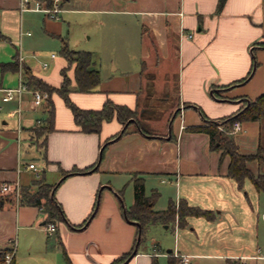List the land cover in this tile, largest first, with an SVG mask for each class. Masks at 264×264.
<instances>
[{"label": "crops", "instance_id": "1", "mask_svg": "<svg viewBox=\"0 0 264 264\" xmlns=\"http://www.w3.org/2000/svg\"><path fill=\"white\" fill-rule=\"evenodd\" d=\"M62 2V14L68 15L73 11L122 14L129 17L128 24L123 23L125 26L130 24L133 16H140L138 27L143 28L144 46L140 57L134 55L136 66L130 68L129 61L122 59L119 64L113 65L115 73L102 80L95 91L78 92L73 89L71 96L84 108H101L108 98L128 105L137 109L146 125L155 128L156 133H145L136 123L129 133L109 140L110 145L98 170L67 177L56 191L67 219L58 223V234H50L46 229V214L40 207L20 204L14 192L2 191V185L6 182L11 185L18 183L21 189L40 177L43 171L50 183H58L63 178V169L69 170L74 166L84 168L96 162L104 141L120 132L123 125L115 118L104 122L100 132L81 131L72 109L64 99L55 98V93V127L47 133L44 145L45 135L38 138L34 127L38 120L48 117L47 106H35L30 89L22 94L21 110L17 99L3 101L6 89L17 87L23 74L21 71H2L0 66V249L10 247L12 240L16 239L15 264H23L27 256L37 258L44 253V249H63L62 241L73 264H112L118 256L132 248L138 238V226L126 219L122 194L108 176H124L132 180L135 173L144 176L146 189L150 192L154 188L160 190L157 186L150 188L152 184L149 180L152 175H159L162 181L168 183L166 189L172 194L169 199L179 201L186 198L193 205L221 208L210 209L215 217H204L208 224L194 220L198 216H190L186 227L196 232L203 224L206 231L217 234L228 232L231 224L235 226L239 223L232 211L235 203L241 201L242 206H247L249 211L252 209L249 193L244 191L247 182L240 188L238 182L227 175L230 156H222L221 150L210 149L209 135L190 127L206 124L204 113L207 117L219 118L221 114L229 115L242 106V98L228 97L247 95L255 98L261 91L251 90L257 86L264 89V46L256 43L264 41V0H227L220 11L219 0ZM20 4L21 0H0V30L9 37L0 40V63L12 61L17 54H21L23 61L37 74L53 85H60L62 68L69 65V73L74 76V65L67 59L58 60L53 52L50 55L53 66L44 71H40L43 70L42 64L38 67L33 63V52L39 40L54 32L58 24L45 12V17L39 16V12L43 11H22ZM93 52L99 65L98 54ZM254 56L259 65L251 76L237 85L217 87L216 90L227 98L214 96L215 86L246 76ZM170 58L176 59L175 85L180 95L177 107L181 111L178 115L166 116L165 113L158 114L154 102L169 87L164 82L165 76H159L157 70L162 61ZM238 85L243 89H236ZM177 118L181 119L175 125ZM248 123V130H252L249 139L253 140L249 147L254 148V152L260 133L264 131V122ZM45 153L50 163H46ZM31 162L40 168V176L29 168ZM252 165L264 171V163L253 162ZM99 191L98 209L86 226V223L78 226L92 213ZM243 218L242 224L251 225V217L246 218L245 212ZM173 223L176 229L178 224ZM16 233L18 237H15ZM141 246L140 243L137 254L127 264H152L154 254L158 257L162 255L158 250L151 253L146 248L141 249ZM174 254L188 255L190 264L196 256L224 255L218 251L183 252L179 248ZM231 257L243 263L242 255Z\"/></svg>", "mask_w": 264, "mask_h": 264}, {"label": "trees", "instance_id": "2", "mask_svg": "<svg viewBox=\"0 0 264 264\" xmlns=\"http://www.w3.org/2000/svg\"><path fill=\"white\" fill-rule=\"evenodd\" d=\"M40 1L45 2L46 5L50 7L54 5V0ZM226 1L227 0H219L218 11L222 10ZM61 6H63V2L61 3ZM8 38L9 37L0 30V40H7ZM61 38L63 43L61 53L70 64L74 65V76L72 77L69 73V65L62 68L63 79L60 85H53L43 76L37 74L30 65L20 60V55L18 54L14 60L0 63L2 71H21L23 74V80L30 90L39 89L47 91L50 94V97L45 103L49 115L46 119H40V122L34 127L35 135L38 138L45 135V138L42 141V144L45 145L47 142V133L55 127V104L53 100V94L55 93L60 94L66 105L72 109L75 121L79 125L81 131L86 133L100 132L104 122L111 121L115 118L118 119L125 128L104 141L102 157L100 158L99 156L98 160L93 164L84 168L74 166L69 170L63 169V179L58 183H50L43 171L42 175L37 177L30 185L21 187L19 203L22 205H34L40 207V209L46 214V224L54 222L57 226L59 222L67 219L63 206L56 197L58 187L67 177L78 173H87L95 169L98 170L103 162L108 146L110 145L109 140L120 134L123 136L129 133L133 125L138 124L137 126L142 128L145 133H156L152 127L146 125L145 119H142L139 116L137 109L125 104L116 103L110 98L105 101L101 108H84L77 104L71 96L74 87L77 91L81 92L95 91L102 82L101 69L96 61L93 51L71 48L67 38ZM256 43L264 46V41ZM257 65H259V61L254 56L253 65L248 74L243 78L234 80L226 85L215 86L213 91L214 96L218 98H227L216 90L217 87H229L245 82L251 76ZM236 98L243 99V104L237 111L219 118L207 117L203 111L207 118V123L191 126L190 129L208 134L210 137V149L221 150L222 156L227 154L230 156L227 175L234 178L238 182L240 188H243L246 182L250 180L259 192H264V171L257 170L252 165L253 162H258L259 164L264 163V133H260L257 150L254 152L242 151L235 135L230 133V131L234 129L237 121L241 122V124L259 120L264 121V93H261L255 98H250L247 95L233 98L228 97V99ZM132 118H135V121H130L129 124L126 125ZM44 158L46 163H50L47 153H45ZM132 181L134 186V202L130 207H126V213L130 219L137 220L141 223V228L138 227V235L140 229L142 232L141 244L145 240L146 231L151 224L158 222H177L179 227H186L189 224L188 219L190 216L205 217L207 219H214L215 217L213 210L203 208L199 205L190 204L186 198H180L179 201L175 198H170L166 208L156 210L154 207L161 192L154 188L149 194L146 189V180L144 176L138 173L133 175ZM120 193L122 194L121 191ZM99 200L100 191L98 192L96 204L92 213L87 220L78 226L84 225L92 217L97 210ZM1 203H3V200ZM56 233L58 234V228L54 234ZM60 243L63 247L65 264H73L63 242L61 241ZM136 243L137 239L132 248L118 256L112 264H121L125 262L133 254L136 248ZM48 245H50L49 242ZM2 251L3 250L0 249V253ZM157 252H160V250ZM152 264H160L159 257L155 254L152 257ZM167 264L184 263L181 256L172 252L168 254ZM226 264H242V261L238 258L228 257L226 259Z\"/></svg>", "mask_w": 264, "mask_h": 264}, {"label": "rangeland", "instance_id": "3", "mask_svg": "<svg viewBox=\"0 0 264 264\" xmlns=\"http://www.w3.org/2000/svg\"><path fill=\"white\" fill-rule=\"evenodd\" d=\"M59 14L61 15L59 16L60 18L50 17L52 21L58 24L56 30L48 33V36H43V39L39 40L35 52H33L35 60V62H33L34 65L40 67L39 65L42 64L43 70L40 69V71L46 69L43 68V63L45 61H49L47 69L49 70L52 68L53 61L50 60V55L53 52L58 56L56 59H63L64 56L61 53L63 44L61 37L67 38L71 48L97 52L98 55H96V57L100 65L102 80H107L109 76L115 73V71L113 72V65L119 64V61L122 59L129 61L128 67L134 68L136 66V58L134 55L140 57L144 46V37L142 36L143 28L138 27V24L141 22V19L138 21L140 16L139 18L133 16V19L131 18L129 22L130 24L125 26L123 23L127 22L129 17L122 14L99 13L96 11H73L67 13L68 15ZM39 16L45 17L46 15L44 12H39ZM175 60L176 59L173 60V58H170L166 62L162 61L157 70L159 73L157 74L161 77L165 76L164 82L169 85V87H166L164 91L159 94V98L162 97L164 100L160 101V99H158L154 102L155 106L158 108L157 112L160 115L165 113L166 116H170L172 114H178L181 111V109L177 107L179 106L180 95L178 93V87L175 85V71L177 65ZM153 85L154 84H152L151 87L153 91H155V85ZM236 89H243V87L238 85ZM254 91H261L260 93H263L264 89L257 86L255 89L253 88L251 90V92ZM155 97H158V95H155ZM55 98L63 99L58 93L55 95ZM151 105L152 103H150V106ZM40 114L44 116L43 112H40ZM223 115L224 114H221L220 116ZM180 119L181 118H177L174 124L177 125ZM247 126H249L248 122L242 124L240 130L236 131L234 127L230 133L235 135L242 151L252 152L254 148L249 147L253 144V140L249 139L252 130H248ZM153 129L155 131V128ZM243 137L246 138L245 142ZM108 177L112 181L111 183L115 184L116 188L122 192V198H120L123 200V205L130 207L134 202L133 181L124 176L114 178L113 176ZM161 179L159 175H152V177H149L150 185L152 184L150 188L152 186H157L160 189L159 192H161L154 207L156 210L166 208L169 203V195H172L170 190L166 189L168 188V183ZM244 191L249 193L252 209L249 211V209L246 208L247 206H242L241 201L235 203L232 211L235 213V216H237L239 223L235 226L230 223L232 226L228 228L229 231L225 234H217L215 231H206L203 224H201V229L198 230L197 228L198 231L195 232L189 227L178 226L175 229L174 223L171 222H158L148 227L141 249L146 248L151 253H154L155 250H160V252H162V255L159 256L160 264H167L168 254L174 253L178 248L183 252L189 251L192 253L199 251H218V253H224V255L196 256L192 259L193 264H226L227 257H231L235 254L242 255V264H264V192H259L250 180L247 181ZM147 192L149 194L151 193L149 189ZM203 208L221 209L218 208V206ZM244 212L246 218L251 217V225L246 222L242 224ZM194 218V220H200L208 224L204 217ZM15 237H18L17 233ZM212 248H214V250H211ZM43 251L44 253L37 258L27 256L23 264H65L62 248L50 247ZM17 258L20 261L18 256ZM92 263L97 264L94 262Z\"/></svg>", "mask_w": 264, "mask_h": 264}, {"label": "built area", "instance_id": "4", "mask_svg": "<svg viewBox=\"0 0 264 264\" xmlns=\"http://www.w3.org/2000/svg\"><path fill=\"white\" fill-rule=\"evenodd\" d=\"M62 0H54V5L52 7L47 6L45 2L40 0H21L20 8L22 11L25 10H34V11H43L50 17H59V13L63 6H61ZM31 34V31L27 32ZM193 34H189L188 36H192ZM53 56H56L54 53ZM20 60L23 61V56L20 54ZM43 66L47 68L49 66V62L45 61ZM27 84L24 82L23 77L20 81L19 85L14 88L6 89V92L3 96V101H9L12 99H17L19 101V109L21 110V100L22 94L25 90H28ZM34 94V104L35 106H41L46 103L48 98L50 97L49 92L43 90H32ZM40 122V120H38ZM242 128L241 122L237 121L235 123V130H240ZM29 168H32L36 171V175H41V170L35 162H31ZM3 192H14L17 200L20 198V185L16 183L15 185H11L6 182L2 185ZM58 226L54 222H49L46 224V229L50 234H54L57 230ZM17 240L13 239L10 247L2 249L3 251L0 253V264H15L16 252H17ZM179 255V254H177ZM182 257V261L184 264H190L188 255H179Z\"/></svg>", "mask_w": 264, "mask_h": 264}, {"label": "water", "instance_id": "5", "mask_svg": "<svg viewBox=\"0 0 264 264\" xmlns=\"http://www.w3.org/2000/svg\"><path fill=\"white\" fill-rule=\"evenodd\" d=\"M130 121H135V118H132L131 120H129L128 122H127V124L126 125H128L129 124V122ZM125 127H123L122 128V130L124 129ZM119 136H121V134L120 135H118L117 136V138L119 137ZM116 139V138H115ZM103 149H104V146L102 147V149H101V152H100V158L102 157V151H103ZM99 165V164H98ZM63 179V178H62ZM98 207H99V204H98V206H97V209H98ZM125 217H126V219L129 221V222H131V223H133V224H136L138 227H140L141 228V223L139 222V221H137V220H133V219H130L129 217H128V215H127V213H126V207H125ZM89 223V220L86 222V224L84 225V226H86L87 224ZM83 226V227H84ZM141 240H142V232H141V229H140V232H139V235H138V238H137V243H136V248H135V250H134V252H133V254L123 263V264H127V263H129V261L137 254V252H138V249H139V246H140V243H141Z\"/></svg>", "mask_w": 264, "mask_h": 264}, {"label": "flooded vegetation", "instance_id": "6", "mask_svg": "<svg viewBox=\"0 0 264 264\" xmlns=\"http://www.w3.org/2000/svg\"><path fill=\"white\" fill-rule=\"evenodd\" d=\"M163 100H164V98L161 97V98H160V101H163ZM165 100H166V99H165Z\"/></svg>", "mask_w": 264, "mask_h": 264}]
</instances>
